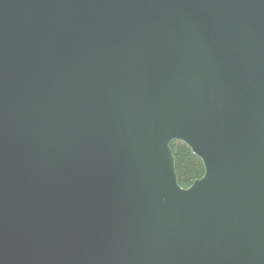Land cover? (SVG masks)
Here are the masks:
<instances>
[{
    "label": "water",
    "instance_id": "95a60500",
    "mask_svg": "<svg viewBox=\"0 0 264 264\" xmlns=\"http://www.w3.org/2000/svg\"><path fill=\"white\" fill-rule=\"evenodd\" d=\"M0 264H264V0H0Z\"/></svg>",
    "mask_w": 264,
    "mask_h": 264
},
{
    "label": "trees",
    "instance_id": "16d2710c",
    "mask_svg": "<svg viewBox=\"0 0 264 264\" xmlns=\"http://www.w3.org/2000/svg\"><path fill=\"white\" fill-rule=\"evenodd\" d=\"M171 149L175 157V168L179 185L187 189L205 175L203 162L183 142H173Z\"/></svg>",
    "mask_w": 264,
    "mask_h": 264
}]
</instances>
